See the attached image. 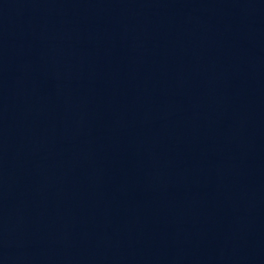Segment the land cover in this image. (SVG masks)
<instances>
[{
  "label": "water",
  "instance_id": "water-1",
  "mask_svg": "<svg viewBox=\"0 0 264 264\" xmlns=\"http://www.w3.org/2000/svg\"><path fill=\"white\" fill-rule=\"evenodd\" d=\"M0 264H264V0H0Z\"/></svg>",
  "mask_w": 264,
  "mask_h": 264
}]
</instances>
